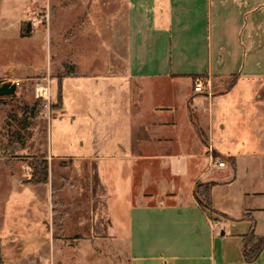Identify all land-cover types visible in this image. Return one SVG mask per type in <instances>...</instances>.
Returning <instances> with one entry per match:
<instances>
[{
  "label": "crops",
  "instance_id": "crops-1",
  "mask_svg": "<svg viewBox=\"0 0 264 264\" xmlns=\"http://www.w3.org/2000/svg\"><path fill=\"white\" fill-rule=\"evenodd\" d=\"M128 1V40L105 54L94 41L83 60L63 51L65 24L49 22L51 114L69 119L77 149L58 137L54 150L50 134L48 182L16 185L45 188L43 229L0 236L2 248L27 264H97L122 245L129 264H264V248L243 257L244 236H264V0ZM83 26L77 48L89 43ZM197 78L212 80L210 95ZM200 183L211 208L195 197ZM71 190L82 201L60 197Z\"/></svg>",
  "mask_w": 264,
  "mask_h": 264
},
{
  "label": "rangeland",
  "instance_id": "rangeland-1",
  "mask_svg": "<svg viewBox=\"0 0 264 264\" xmlns=\"http://www.w3.org/2000/svg\"><path fill=\"white\" fill-rule=\"evenodd\" d=\"M131 8L133 7L129 5L128 0H0V79H21L17 93L0 96V236H7L10 232L25 236L31 235L36 228L43 229L44 223L37 217L40 218L45 211V188L18 189L16 185L18 181L25 182L30 178L31 162L46 158V141H49L50 134L54 150L58 137L68 139L66 142L71 145L68 153H76L77 149L76 132L70 127L69 119L63 117L59 121L61 113L54 110L51 114V110H46L43 98L36 95L39 85H49L46 76L55 77L59 68L58 65V68L55 67L54 60L51 69L49 65L50 40L46 35L49 22L57 24L61 21L60 23L65 24L67 33L64 34H67L66 38L71 46L63 51L69 52L67 56L83 60L89 56L92 42L96 40L93 44L99 54H105L106 44L111 47L112 43L122 44L128 40L126 20L130 16ZM85 10L86 14L82 16ZM29 22L32 23L33 30L26 36L24 33ZM33 22H36L35 26ZM111 23H114L111 28L102 30V24L110 26ZM81 24L86 29L79 33L82 35L80 39L86 37L89 43L77 48L74 45V29L80 28ZM57 83L53 78V93L57 89ZM49 96L52 107L56 103L57 95L49 93ZM35 107L39 113L33 116L30 109ZM49 124L52 125L51 132ZM68 162L64 161L70 170L67 171L71 177H75V165ZM54 168H59L58 163H55ZM60 197L70 200L82 199L72 190L63 192ZM80 209L79 212L83 215L88 214L90 210L84 206ZM67 257L75 256L69 254ZM83 259L82 264L91 260H87L85 255ZM70 260L64 264H74ZM106 263L129 264L126 246L116 248L113 256H101L97 262ZM0 264L27 263L24 257L11 253L10 245L2 248L0 240Z\"/></svg>",
  "mask_w": 264,
  "mask_h": 264
},
{
  "label": "trees",
  "instance_id": "trees-1",
  "mask_svg": "<svg viewBox=\"0 0 264 264\" xmlns=\"http://www.w3.org/2000/svg\"><path fill=\"white\" fill-rule=\"evenodd\" d=\"M24 35H26V33H24ZM237 79V75L231 76L227 82L226 90H229L234 86ZM39 101L42 100L39 99ZM28 109L29 108H27V110ZM30 111H32L33 116H36L39 113V110H37L36 107L30 109ZM30 167L32 168V172H30V178L26 180L27 183L46 184L48 182L49 162L46 158H40L35 162H31ZM210 188L211 184H198L195 191V197L201 206L211 208ZM243 242L244 259L248 262L255 261L264 248V236H257L252 228L251 231L244 236Z\"/></svg>",
  "mask_w": 264,
  "mask_h": 264
},
{
  "label": "built area",
  "instance_id": "built-area-1",
  "mask_svg": "<svg viewBox=\"0 0 264 264\" xmlns=\"http://www.w3.org/2000/svg\"><path fill=\"white\" fill-rule=\"evenodd\" d=\"M32 24V23H31ZM33 25H36V22H33ZM15 84L17 87L20 86V81H15ZM45 89L38 95L39 98H43L44 106L46 107V110H51V100H50V90L49 86H44ZM37 90V89H36ZM194 90L197 92L207 91V93L210 95L212 92V80L210 78H197L194 81ZM217 165L220 167H224L226 165V162L224 160H219L217 162Z\"/></svg>",
  "mask_w": 264,
  "mask_h": 264
},
{
  "label": "water",
  "instance_id": "water-1",
  "mask_svg": "<svg viewBox=\"0 0 264 264\" xmlns=\"http://www.w3.org/2000/svg\"><path fill=\"white\" fill-rule=\"evenodd\" d=\"M32 24L29 22L27 25V33H30ZM17 86L15 82L6 79H0V96H11L15 94Z\"/></svg>",
  "mask_w": 264,
  "mask_h": 264
},
{
  "label": "bare ground",
  "instance_id": "bare-ground-1",
  "mask_svg": "<svg viewBox=\"0 0 264 264\" xmlns=\"http://www.w3.org/2000/svg\"><path fill=\"white\" fill-rule=\"evenodd\" d=\"M44 89L45 87L43 85H39L37 88V93L40 94Z\"/></svg>",
  "mask_w": 264,
  "mask_h": 264
}]
</instances>
